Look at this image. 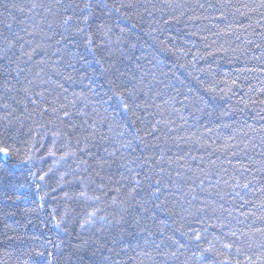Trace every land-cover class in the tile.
<instances>
[{"label":"trees","instance_id":"16d2710c","mask_svg":"<svg viewBox=\"0 0 264 264\" xmlns=\"http://www.w3.org/2000/svg\"><path fill=\"white\" fill-rule=\"evenodd\" d=\"M92 3L0 0V264H264V0Z\"/></svg>","mask_w":264,"mask_h":264},{"label":"snow or ice","instance_id":"6c2138e0","mask_svg":"<svg viewBox=\"0 0 264 264\" xmlns=\"http://www.w3.org/2000/svg\"><path fill=\"white\" fill-rule=\"evenodd\" d=\"M55 6L57 8H59V9H62L63 12L65 13V15L62 18V23L63 24L67 25V24H69L70 21H73L74 19H82L84 24L87 25L88 16L92 15L91 9L93 7V3H92V0H83L82 4H81V2H79V0H66V2H65V0H55ZM225 6H227V5H225ZM31 7L32 8H36V7L43 8L45 6L43 4H41V5L32 4ZM124 7L131 8V7H133V5H131V4H127V5L121 4V6L119 8H117L115 5L112 6L113 10L116 11V12H120L121 8H124ZM209 7H215V5H209ZM46 11L51 12L52 11L51 7L46 8ZM70 11L72 12V15H67V13L70 12ZM86 12H87V15H84V13H86ZM77 13H79L80 15L78 16ZM125 18L127 19V16H125ZM6 27L11 28V25H6ZM83 30L84 29H82V28H77V32H82ZM22 31H25L26 35H29V36L33 35V33L27 32L26 29H22ZM17 39H21V38L17 37ZM61 39H64V37H61ZM5 40H6L7 44H8V47H12V46H14L16 44V40H10L9 41L7 39V37H5ZM27 43L31 44L32 41L29 40V41H27ZM91 43H92L91 40H89L88 41L89 46L91 45ZM23 47H24V44H21L20 45L21 50L23 49ZM37 47H40V45H37ZM132 47H135V45H132ZM34 51H35V49H33V52ZM22 55L28 57L29 59H31V55L29 53H27V52H23L22 51ZM117 71H118V69H117ZM16 75L19 76L20 73L17 72ZM113 95L116 96L120 100V102L123 104V107L125 109L128 108V104L125 102V95H124L123 92L114 91ZM127 95H128L129 98H131L133 96V93L132 92H128ZM7 107L8 106L5 105V108H7ZM65 114L67 115V113H65ZM4 119L6 120L7 117H4ZM7 138L8 137H7L6 132L0 133V144L5 143ZM12 151H13V149L10 148V147H7V146L0 147V154H2L5 157H10L11 154H12ZM110 155H112V154H110ZM19 163L20 164H24V163H26V161H19ZM41 179H43V177H41ZM138 183H139V181H137V184ZM156 183L159 184L160 181H156ZM245 187H248V185H245ZM132 191H135V189H132ZM156 191L158 192L159 188H157ZM95 199H99V198L95 197ZM261 219H264V217H262ZM85 223H88V221H86ZM56 226L59 227V224H57ZM81 227H84V225H81ZM63 230L65 232H67L66 228L63 229ZM257 231L264 232V229H257ZM197 239H199V237H197ZM49 243H51V242H49ZM54 247H59V246L56 245ZM79 247H80V245L74 246V248H79ZM33 255H35L37 257H44L46 255V253L37 251V252L33 253ZM72 255L73 254H71V253L69 255V264H82L79 256H76L75 259H73ZM173 255H175V254L173 253ZM47 256L50 258L51 264H57L56 256H54L51 252H48Z\"/></svg>","mask_w":264,"mask_h":264}]
</instances>
